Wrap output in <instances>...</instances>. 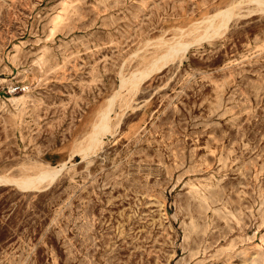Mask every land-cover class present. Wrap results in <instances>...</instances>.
I'll return each instance as SVG.
<instances>
[{
  "label": "rangeland",
  "instance_id": "1",
  "mask_svg": "<svg viewBox=\"0 0 264 264\" xmlns=\"http://www.w3.org/2000/svg\"><path fill=\"white\" fill-rule=\"evenodd\" d=\"M0 264H264L256 1L0 0Z\"/></svg>",
  "mask_w": 264,
  "mask_h": 264
},
{
  "label": "bare ground",
  "instance_id": "2",
  "mask_svg": "<svg viewBox=\"0 0 264 264\" xmlns=\"http://www.w3.org/2000/svg\"><path fill=\"white\" fill-rule=\"evenodd\" d=\"M254 1H256V3H257V5H258V8L259 9H263L264 10V0H254ZM240 2H238L237 4H235V5H232L229 9H228V11H227V17H223V19L218 23V24H216V25H214V26H211V28H209V29H207V31H206V33H205V35H207V36H212V35H214V34H217V33H219L220 31H221V28H222V26H225L226 25V20H227V18L228 17H230L234 12H233V10H234V8H235V6L236 5H238ZM186 46H187V44H185V43H179V44H176V46H173V47H171V49H169V51L168 52H166L165 54H164V57H166V58H169L170 56H174V55H176L178 52H180V51H182V50H184L185 48H186ZM163 56V55H162ZM154 68V66H152V68L151 69H153ZM147 70V69H146ZM146 70H142V73L143 74H145V73H147L148 71H146ZM107 111V110H106ZM108 117H107V114L106 113H104V115H102V117H101V124H99V127H98V129L102 126V125H107L108 124ZM97 129V130H98ZM101 129V128H100ZM97 130L96 131H93L91 134H90V137H89V139H88V148H90L91 146H94V145H96V144H98V143H100V138H99V136H98V134H97ZM54 173L55 171H52L51 170V173ZM2 177V179L3 180H7V179H9L6 175H4V176H1ZM16 182H18L19 184H21V185H27V181L26 180H24V179H21V180H17Z\"/></svg>",
  "mask_w": 264,
  "mask_h": 264
}]
</instances>
